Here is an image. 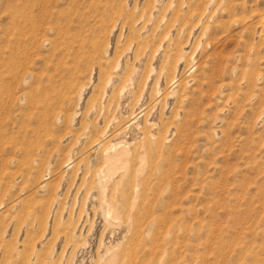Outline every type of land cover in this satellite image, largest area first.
Instances as JSON below:
<instances>
[{
    "label": "rangeland",
    "instance_id": "rangeland-1",
    "mask_svg": "<svg viewBox=\"0 0 264 264\" xmlns=\"http://www.w3.org/2000/svg\"><path fill=\"white\" fill-rule=\"evenodd\" d=\"M0 264H264V0H0Z\"/></svg>",
    "mask_w": 264,
    "mask_h": 264
},
{
    "label": "bare ground",
    "instance_id": "bare-ground-1",
    "mask_svg": "<svg viewBox=\"0 0 264 264\" xmlns=\"http://www.w3.org/2000/svg\"><path fill=\"white\" fill-rule=\"evenodd\" d=\"M130 122H131V121H130ZM119 134H120V133H119ZM124 134H125V133H124ZM122 148H123V147H122ZM120 151H121V150H120ZM116 154H119V152H118V153L116 152ZM116 154H115V155H116ZM124 155H125V154H124ZM116 156H117V155H116ZM116 156H113V155H112V157H114V158H115ZM118 156H119V155H118ZM116 158H117V157H116ZM116 158H115V159H116ZM110 159H111V157H110ZM111 160H112V159H111ZM113 160H114V159H113ZM114 161H115V160H114ZM114 161H113V162H114ZM109 164H110V162H109ZM113 164H115V163H113ZM113 166H114V165H113ZM116 166H117V163H116ZM111 167H112V165H111ZM114 167H115V166H114ZM114 167H113V168H114ZM109 168H110V167H109ZM118 168H121V166L118 167ZM108 170H109V169H108ZM111 170H112V169L110 168L109 171H111ZM114 170H115V168H114ZM112 171H113V170H112ZM107 172H108V171H107ZM119 176H120V175H119ZM110 177H111V176H110ZM112 180H113V179H112ZM110 182H111V181H110ZM113 182H114V181H113ZM111 185H112V184H111ZM111 185H110V186H111ZM112 189H113V188H112ZM116 261H117V260H116ZM116 261H115V262H116ZM119 261H120V260H119ZM115 262H114V263H115ZM101 263H102V262H101ZM125 263H127V261H126Z\"/></svg>",
    "mask_w": 264,
    "mask_h": 264
}]
</instances>
